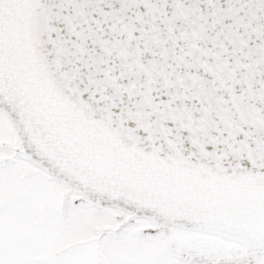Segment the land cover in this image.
Instances as JSON below:
<instances>
[{"label":"snow or ice","instance_id":"6c2138e0","mask_svg":"<svg viewBox=\"0 0 264 264\" xmlns=\"http://www.w3.org/2000/svg\"><path fill=\"white\" fill-rule=\"evenodd\" d=\"M0 264H264V0H0Z\"/></svg>","mask_w":264,"mask_h":264}]
</instances>
